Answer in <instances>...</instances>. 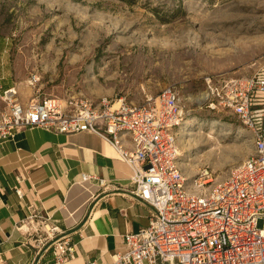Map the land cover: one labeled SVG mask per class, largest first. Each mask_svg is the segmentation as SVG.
<instances>
[{
	"label": "rangeland",
	"instance_id": "1",
	"mask_svg": "<svg viewBox=\"0 0 264 264\" xmlns=\"http://www.w3.org/2000/svg\"><path fill=\"white\" fill-rule=\"evenodd\" d=\"M260 70L264 0H0V75L18 100L141 104L171 87L187 183L203 169L225 178L253 152L234 116L204 105L206 81Z\"/></svg>",
	"mask_w": 264,
	"mask_h": 264
},
{
	"label": "built area",
	"instance_id": "2",
	"mask_svg": "<svg viewBox=\"0 0 264 264\" xmlns=\"http://www.w3.org/2000/svg\"><path fill=\"white\" fill-rule=\"evenodd\" d=\"M35 81L32 76L29 84ZM205 84L206 108L231 114L252 136L251 156L225 178L207 169L192 183L182 175L176 129L183 116L171 87L141 104L105 97L97 102L33 98L23 105L14 86L0 89V139L29 128L88 132L128 165L131 194L152 213L146 227L124 236L125 251L114 254L109 264H264V70L248 77L209 78ZM98 186L106 187L101 179ZM15 193L22 197L19 189ZM26 220L28 229L51 242L49 264H64L72 256L73 248L58 237L57 227L48 225L47 214L33 212Z\"/></svg>",
	"mask_w": 264,
	"mask_h": 264
},
{
	"label": "crops",
	"instance_id": "3",
	"mask_svg": "<svg viewBox=\"0 0 264 264\" xmlns=\"http://www.w3.org/2000/svg\"><path fill=\"white\" fill-rule=\"evenodd\" d=\"M4 78L2 71L1 90L12 87ZM131 176L113 148L92 133L29 128L0 139V264L52 263L51 242L26 224L33 212L47 214L48 225L73 248L64 264L111 263L126 249L124 236L146 227L152 213L131 194Z\"/></svg>",
	"mask_w": 264,
	"mask_h": 264
},
{
	"label": "bare ground",
	"instance_id": "4",
	"mask_svg": "<svg viewBox=\"0 0 264 264\" xmlns=\"http://www.w3.org/2000/svg\"><path fill=\"white\" fill-rule=\"evenodd\" d=\"M200 99V98H199ZM197 101V100H196ZM200 101H201V99H200ZM198 102H199V100H198Z\"/></svg>",
	"mask_w": 264,
	"mask_h": 264
}]
</instances>
